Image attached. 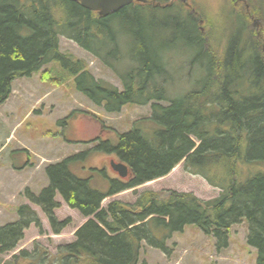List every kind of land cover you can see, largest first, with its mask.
I'll use <instances>...</instances> for the list:
<instances>
[{"label": "trees", "instance_id": "16d2710c", "mask_svg": "<svg viewBox=\"0 0 264 264\" xmlns=\"http://www.w3.org/2000/svg\"><path fill=\"white\" fill-rule=\"evenodd\" d=\"M144 6L166 8L138 2L102 16L71 0H0V104L10 95L14 79L39 72L53 60L69 71L80 93L106 111H119L126 103L164 101L152 102L150 115L118 133L117 143L98 140L87 150L46 165L48 185L39 193L25 188L28 203L16 208L15 221L0 225V254L14 250L32 223L43 232L30 203L43 212L52 233L67 226L69 219L59 220L54 213L58 194L88 219L76 229L74 240L59 244L54 253L37 243L31 251L21 250L19 255L28 259L25 264H147L141 260L143 245L169 254L167 239L187 224L211 236L216 250H222L229 244V228L243 220L246 241L257 251L256 263L264 264V33L250 36L241 26L230 32L221 52V44L208 46L204 61L209 62L199 64L194 84L188 85L194 74L189 75L187 89L172 95L167 87L172 81L169 60L162 55L165 43L157 41L162 24L142 20ZM150 16L155 19V12ZM118 17L127 22H121L124 30ZM185 18L181 22L188 32L179 31L180 41L197 50H191L197 62L206 38L190 14ZM126 34L133 37V48ZM62 36L109 67L123 88L96 78L85 59L62 51ZM121 38L126 39V53ZM252 45L258 52L251 59L255 73L253 78L240 76V57L252 51ZM126 62L129 66H119ZM40 75L61 81L51 78L49 69ZM92 152L112 154L127 165L128 176L110 178L105 190L92 187L90 177L78 176L71 168ZM182 159L187 172L220 188L219 194L203 199L191 191L159 195L134 188L133 203L113 199L101 206L108 196L166 175Z\"/></svg>", "mask_w": 264, "mask_h": 264}, {"label": "rangeland", "instance_id": "374dc122", "mask_svg": "<svg viewBox=\"0 0 264 264\" xmlns=\"http://www.w3.org/2000/svg\"><path fill=\"white\" fill-rule=\"evenodd\" d=\"M187 1L193 3L194 8L203 13L204 28L210 27L208 20L213 26L208 38L206 37L204 46L220 43L221 46L218 48L220 52L222 50V41H219L220 33L223 32L227 35L234 30L233 24L237 25L239 21L243 20L239 9L244 2L257 18L253 20L254 24L249 25V28H254L259 32L264 28V0H240L237 7L233 0ZM177 9V4L164 9L141 7L142 20H155L162 24L157 41L165 43L162 55L169 60L168 68L172 81L167 87L172 95L182 91L184 87L186 90L191 83L194 84L196 70L202 63L201 60L193 61V55L197 50L180 41L179 31L184 29L181 20H186V15L178 14ZM150 12H155V19H150ZM202 15L200 14L201 17ZM116 20H120L119 26L124 30L121 22L124 20L123 22L127 23L125 18L118 17ZM168 22L169 25H164ZM175 26L176 29L173 30ZM128 37L133 48V37L126 34L127 40ZM121 42L123 43V52L126 53L128 51V47L125 45L126 39L121 38ZM60 48L62 51L85 59L96 78L105 79L120 87L118 77L73 40L61 37ZM191 50L195 52H191ZM129 64V62L119 63V66L127 67ZM43 67L50 70L51 78H60L61 83L43 80L37 72L30 76L18 77L13 82V92L0 105V185L3 184L6 189L4 197L7 196V191H9L8 196L14 197L11 199L8 197L9 200L4 201L0 196V214L2 209L5 210V213L0 215V223L11 219L8 217L14 215L13 210L20 204L28 203V200L20 192L21 187L29 186L34 191L36 189L35 193H39L48 184L45 167L49 162L88 149L91 144L86 143L85 140L90 141L104 131L107 133L106 135L102 134L101 137L107 138L115 144L118 135L114 131H126L131 127L133 120L149 113V105L128 103L119 113H105L96 107L94 111L99 112L105 120L103 126L96 121V116L89 109L80 110V114L79 111L71 114L73 110L80 108L78 106L80 100L83 101L82 109L91 106L86 102L88 101L87 97L76 89L71 74L67 69L61 67L57 60H53ZM192 74H194L192 82L187 85L186 78ZM18 86L20 87L17 88ZM84 100H86V106H84ZM22 148H28L32 152V155L28 153L30 158L27 159L26 152ZM97 153L106 155L105 152ZM91 154L74 161L71 168L78 176L90 177L92 187L105 190L109 186V178L113 177L115 171L112 174L108 168L106 174L102 173L100 171L101 164L107 163V156L94 159L96 154ZM25 161L36 162V166L17 171L12 169V164L17 166ZM115 174L117 173L115 172ZM144 189L152 190L159 195L169 193L171 190L191 191L203 199L216 196L220 192V188L210 185L203 177L187 172L184 169L183 161L166 176L137 187L138 191ZM112 198H118L124 203H133L136 196L131 190H127L105 198L101 205L105 206ZM56 200L59 202V206L55 209V215L59 220L69 219L67 226L59 234L52 233L43 212L37 205L30 203L41 219L43 232L40 233L39 228L32 223L25 229L24 236L15 250L16 253L21 249L31 251L35 243L54 253L59 244L69 243L74 239L75 229L87 217L68 207L58 194ZM246 234L247 224L245 221L232 225L229 230L228 248L216 250L214 239L211 236L205 235L196 225L187 224L183 231L174 232L167 241L171 249L170 254L166 255L159 249L143 245L141 260L146 261L147 264H256V249L248 245ZM13 254L12 251L0 254V264H15L16 260L19 263L26 261V258L24 260L19 257L15 258Z\"/></svg>", "mask_w": 264, "mask_h": 264}, {"label": "water", "instance_id": "95a60500", "mask_svg": "<svg viewBox=\"0 0 264 264\" xmlns=\"http://www.w3.org/2000/svg\"><path fill=\"white\" fill-rule=\"evenodd\" d=\"M77 1L86 9L96 10L100 15H107L109 12H116L119 8L129 4L132 0H72ZM146 1V0H140ZM113 169H115L120 176H126L127 167L123 163L111 161Z\"/></svg>", "mask_w": 264, "mask_h": 264}, {"label": "bare ground", "instance_id": "6f19581e", "mask_svg": "<svg viewBox=\"0 0 264 264\" xmlns=\"http://www.w3.org/2000/svg\"><path fill=\"white\" fill-rule=\"evenodd\" d=\"M183 30H185L184 32L186 33V32H188L187 31V29H185V26H184V29ZM252 47H253V50L252 51H250V52H248L247 54H245V55H242L240 58V60H244L242 63V65H239V67L238 68H240V70H241V74H240V76H246V75H249V76H251L252 78H253V75H254V73H255V71L253 70V64H252V60L251 59H255L254 57L255 56H257L258 55V52L257 51H255L254 50V45H252ZM207 50H210L209 48H208V46H203V49H202V51L199 53V57H200V59H201V61L203 62V63H208L209 62V60H208V62L207 61H204L205 60V55H206V53H205V51H207ZM217 55V54H216ZM237 68V67H236ZM248 70V71H247ZM245 72V73H244ZM239 76V75H238ZM263 82V81H262ZM264 83V82H263ZM148 182H150V181H146V182H144V183H148ZM91 185V184H90Z\"/></svg>", "mask_w": 264, "mask_h": 264}, {"label": "crops", "instance_id": "0c3cea01", "mask_svg": "<svg viewBox=\"0 0 264 264\" xmlns=\"http://www.w3.org/2000/svg\"><path fill=\"white\" fill-rule=\"evenodd\" d=\"M19 87H20V86H18L17 88H19ZM12 168H13V167H12ZM21 168L24 169L25 167H21ZM22 169H21V170H22ZM13 170H16V171H17L18 169L13 168ZM23 188H24V186L21 187V189H23ZM34 189H35V188H34ZM5 193H6V189H5V187L3 186V184H2V185H0V196L3 197L2 199H3L4 201H8V200H9L8 197H9L10 199H11V198H14V197H10V196H8L9 191H7V196L4 197ZM4 198H6V199H4ZM3 200H2V201H3ZM1 211H2L1 214H4V213H5V210H4V209H2ZM1 214H0V215H1Z\"/></svg>", "mask_w": 264, "mask_h": 264}]
</instances>
